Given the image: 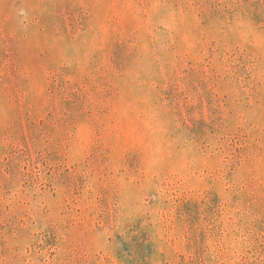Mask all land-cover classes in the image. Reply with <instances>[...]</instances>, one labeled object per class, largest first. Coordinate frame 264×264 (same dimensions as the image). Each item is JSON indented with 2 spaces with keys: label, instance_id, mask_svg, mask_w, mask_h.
Wrapping results in <instances>:
<instances>
[{
  "label": "rangeland",
  "instance_id": "1",
  "mask_svg": "<svg viewBox=\"0 0 264 264\" xmlns=\"http://www.w3.org/2000/svg\"><path fill=\"white\" fill-rule=\"evenodd\" d=\"M0 264H264V0H0Z\"/></svg>",
  "mask_w": 264,
  "mask_h": 264
}]
</instances>
